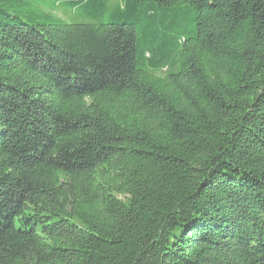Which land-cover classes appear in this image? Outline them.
<instances>
[{
  "label": "trees",
  "instance_id": "obj_1",
  "mask_svg": "<svg viewBox=\"0 0 264 264\" xmlns=\"http://www.w3.org/2000/svg\"><path fill=\"white\" fill-rule=\"evenodd\" d=\"M0 264H264V0H0Z\"/></svg>",
  "mask_w": 264,
  "mask_h": 264
}]
</instances>
